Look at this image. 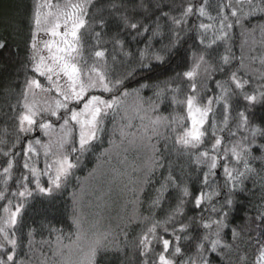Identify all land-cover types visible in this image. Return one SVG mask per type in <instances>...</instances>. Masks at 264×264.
<instances>
[{
    "label": "trees",
    "instance_id": "1",
    "mask_svg": "<svg viewBox=\"0 0 264 264\" xmlns=\"http://www.w3.org/2000/svg\"><path fill=\"white\" fill-rule=\"evenodd\" d=\"M35 2L36 0H0V39L6 40L7 43L6 48L0 50V149L12 150L15 159L12 180L8 181L7 185V199L1 200L0 203L2 208L9 200L13 207L24 204L15 230L17 248L12 264H31L36 261V258L31 261L35 253L43 257L46 264H51L50 255L46 256L55 243V233L50 234L49 231L53 227L62 229L64 236L70 237L64 240L65 243L74 238L76 228L73 222V196L81 181L95 169L108 149L114 124L111 118L106 121L99 140L81 156L78 167L73 170L64 187L54 191L52 195H47L39 193L35 184L29 183L28 187L32 189L31 196L22 199L12 195L22 191L19 184L21 174L28 175L27 170L22 166L19 167L16 160L25 139L22 138L21 144L13 148L17 137L15 117L18 108H13L12 105H15L19 98L26 76L32 75L26 65L29 63L28 43ZM201 2L202 0H95L89 10L92 31L101 34L100 47L106 50L111 79H121L123 83L118 87L128 92L140 87L139 81H144L148 86L144 91L145 98L150 99L152 103L155 101L160 108L159 114L170 118L174 111L185 114L179 106L172 104L171 97L176 95L179 99H183L186 95L192 94L190 89L192 82L183 74L189 71L201 56L204 57L202 64L206 68V80L201 81L203 78H196L195 83L196 94L201 93L204 100L207 98L215 100L220 96L221 90L217 87V82L239 92L230 81L234 71L243 79L251 81L245 91H251L258 85L264 84L258 75L246 70V65L250 63L261 73L264 72V66L260 65L258 59L253 62L251 58L254 56L247 59L242 54L241 41L236 39L241 37V34L237 33L238 28L247 25L249 19L255 15V19L261 22L260 34H256V42L257 40L264 42L261 31L264 29V13H255L243 20L242 24H236L232 18L233 27L227 29L228 36L209 47L210 40L206 35L205 42L200 43L202 30L198 25L201 21L207 23V19L195 12V7ZM189 3L195 6L193 14L181 25L173 23V17L182 19V13ZM132 23L137 24L138 27L131 28ZM145 28L147 31H144ZM95 39L94 36L86 38V53ZM259 45L262 50L259 47L258 51L260 55H264V44ZM156 55L162 56L163 61L156 60ZM225 55L230 57L228 64L222 60ZM240 57H243V69L240 68ZM133 78L141 80L133 82ZM171 89L179 91L173 93ZM161 91L162 102L156 96V93ZM116 94L120 95V92ZM104 95L110 96L108 93ZM124 99L125 97L122 100ZM229 102L232 105L229 127L235 131L233 123L237 119L236 112L243 110L246 102L238 96H231ZM219 103H214L215 115L210 117V120H216L218 113L222 111L223 102ZM248 115L252 124L264 128V105H257ZM220 135L227 142L230 139H239L247 133L241 131L236 137H230L228 130L224 129ZM174 136L175 134L168 130L155 140L157 165L143 193L142 220L125 229L117 245L100 251L96 264H142L145 257L140 255L142 248L139 246V239L141 234L156 221L160 222L157 227L158 236L173 240V232L181 236L180 246L184 250V256L176 257L178 262L193 257L197 264H200L199 257L202 256L207 264H255L260 247L257 239L264 230V164L259 159L252 160V167L256 171L243 178V185L233 193L229 194L226 190L227 195L233 199V204L231 206L225 204L223 207V210L228 212L227 217L224 218L228 226L222 230L221 240L231 247H218L213 252L210 248V240L215 237L210 236L209 241H203V236L208 230L202 227V218L207 220L210 216L217 219L221 217L206 211L208 205L196 207L194 203V197L201 190L208 191L209 187L202 183V172L206 169L198 168L193 163V157L185 154L184 150L174 143ZM261 145H264V137H257L253 146L254 156L260 157L264 152ZM22 155L20 153V157ZM8 159L9 157L0 152V172L7 166ZM170 176L174 179L170 180ZM185 187L191 193L188 197L183 196ZM0 191H5L2 177H0ZM223 193L224 190L221 195ZM178 207L181 214H177ZM1 216L0 208V219ZM170 216L174 218L169 222ZM182 224L188 226L185 232L179 231ZM165 227L168 229L167 233L163 230ZM232 229L238 233L235 239L233 236L229 237ZM33 230L35 231L30 237L29 232ZM29 240L32 241L31 247ZM46 241L48 243H45ZM201 242L205 244V251L198 254L197 245ZM152 246L156 252L162 247L156 241H153ZM6 247L11 250L10 246L6 245ZM4 257L5 253L0 251V258ZM148 259L151 264L155 259L154 254H149Z\"/></svg>",
    "mask_w": 264,
    "mask_h": 264
},
{
    "label": "snow or ice",
    "instance_id": "2",
    "mask_svg": "<svg viewBox=\"0 0 264 264\" xmlns=\"http://www.w3.org/2000/svg\"><path fill=\"white\" fill-rule=\"evenodd\" d=\"M93 3L94 0H36L34 4L28 43L29 63L26 65L32 75L26 76L19 98L16 104L12 105L13 108H18L15 117L17 137L13 148L21 144L22 137H32L23 141V147L17 153V155L23 154L22 167L27 170L28 175L21 174L19 184L22 191L12 195L23 198L31 196L32 189L28 187L29 183H34L39 193L47 195H52L54 190L64 187L73 170L78 167L81 156L90 150L95 141L99 140L100 134L104 131L105 120L109 115L115 116L117 110L121 108L123 104L121 96L129 95L127 90L118 87L123 83L121 79H111L106 50L100 47L101 34L92 31L89 9ZM208 6V0H202L198 7L189 3L182 13V19L175 17L172 19L173 23L181 25L186 22L188 16L193 14L195 7L196 14L212 21L211 23L201 21L198 25L202 30L201 44L205 42V35L212 33L209 47L228 36L226 29L233 27L232 18L236 24H242L243 20L255 13H264V0H221L216 6L217 16H213L208 11ZM100 24L103 25L102 20ZM130 27L135 29L138 25L132 23ZM144 31H147V28ZM261 31L264 35V29ZM91 36L96 39L86 53L85 41ZM6 46V40L0 39V50L5 49ZM141 55L143 56V53ZM155 59L163 61L160 55H156ZM251 59L253 62L258 59L260 65L264 66V55ZM222 60L228 64L230 57L225 55ZM203 62L204 57L201 56L199 61L183 74L192 82L190 85L192 94L186 95L183 99H179L176 95L171 97L172 104L179 106L185 114L174 111L171 118L162 114L149 115L150 112H156L157 105L149 103L148 108H144L145 102L139 101L135 111L137 114L140 112L144 114L139 115L141 125L138 131L142 133L141 138L151 141L153 136H162L170 130L175 134L174 143L183 149L185 154L193 157V163L198 168L206 169L202 172L203 185L211 188L216 184L214 179L216 170L222 169L225 178L224 187L231 194L243 185V178L256 171L250 161L259 159L264 164V152L260 157L253 155L256 138L264 137V128L252 124L248 115L257 105H264V84L258 85L251 91H245L251 81L243 79L234 71L230 81L239 92L217 82V87L221 90L220 96L215 100L213 98L204 100L196 94L197 84L195 83ZM240 68H244L243 57H240ZM259 79L264 81V72L259 75ZM118 91L120 95L116 94ZM171 91L176 93L179 90L171 89ZM105 93L110 96L105 98ZM136 95L139 96V93L137 92ZM162 95V91L156 93L161 102ZM231 96H238L246 102L244 109L236 112L235 131L229 127ZM221 101L223 102L220 121L222 126H218L214 119L210 120V117L215 115L214 103ZM124 113L121 119H127L128 123L119 126V135L121 142L128 140L132 144L136 142V133L127 131L133 127L132 117L127 115V109H124ZM224 129L228 130L230 137H236L241 131L247 135L225 142V138L218 135V132ZM116 131L114 129V135ZM37 132L42 133L46 139L35 136ZM260 147L264 149V145ZM153 148L155 149L154 145ZM0 152L9 157L6 161L7 166L0 172L5 186V191H0V200H6L7 185L8 181L12 180L15 159L12 150L0 149ZM41 163L43 167L40 166ZM41 177L47 178L48 186L41 184ZM169 179L174 178L170 176ZM220 194V186L217 185L212 191L201 190L194 197L196 207L206 204L208 205L206 211L221 217L217 219L210 216L207 220L202 218V227L208 230L203 236V241H209L210 236L215 237L210 240V248L213 252L218 247H231L229 244L222 243L221 232L228 226L224 219L228 215V212L223 210L224 204L230 206L232 200L227 198L220 207H217L212 201ZM190 195L188 188L185 187L183 196ZM22 207L21 204L13 207L9 200L8 206L3 208L5 216L0 219V251L5 253V257L0 258V264H12L15 260L17 248L15 230ZM177 214H181L179 207ZM173 218L170 216L169 222ZM74 224L77 228L76 240L69 244L63 242L70 237H65L62 229L53 227L49 230L50 234L55 233L54 255L60 257L57 264H96L99 252L106 248L105 242L109 234L104 233L98 236L85 250L78 245L82 235L79 218L74 220ZM159 225L160 222L156 221L141 234L140 255L145 257L142 264H149V254L155 256L151 264H197L193 257L177 261L176 257L184 256V250L180 246L181 236L175 232L172 233L174 240L158 236ZM187 227L182 224L179 231L185 232ZM163 230L165 233L168 232L167 227ZM34 231L29 232L30 237ZM237 235L236 230L232 229L233 239ZM153 241L162 246L160 251H155L152 246ZM257 243L260 247L256 264H264V230L261 231ZM6 245L10 246L11 250ZM31 245L32 241L29 240V246ZM204 251L205 244L201 242L197 245V252L199 254ZM74 256L78 259H73ZM199 259L200 264H207L202 256Z\"/></svg>",
    "mask_w": 264,
    "mask_h": 264
},
{
    "label": "rangeland",
    "instance_id": "3",
    "mask_svg": "<svg viewBox=\"0 0 264 264\" xmlns=\"http://www.w3.org/2000/svg\"><path fill=\"white\" fill-rule=\"evenodd\" d=\"M220 1L221 0H208V11L213 16H217L216 6ZM255 18L256 16L254 15L252 19H249L247 25H244L237 30V33L241 34V37L236 39L241 41L240 48L242 54H244L247 59L252 56H261L258 48L260 47L259 44H264V42L259 40L256 42V34H260L261 22L257 21ZM211 22L212 21L207 20V23ZM206 36L209 40L212 39L211 32L207 33ZM206 36L205 38H207ZM260 50H262L261 47ZM246 70L258 76L261 74L259 69L252 67L250 63L246 65ZM205 73L206 68L201 64L197 78H203L201 81L206 80ZM133 79V82L141 80ZM139 83L141 86L129 92V95L123 100L121 108L116 112L117 117L116 120L113 121V129L110 135V141H114V143H109L110 145L108 149L102 155L95 169L81 181L79 188L73 196V222L77 218H79L81 222L82 235L78 245L85 248V250L89 244L94 242L98 236L104 233L109 234L108 240L105 242L106 248L104 250L117 245L119 243V237L124 234V230L142 220L141 205L143 193L147 187L149 178L157 165L155 140L160 136H153L151 141H149L146 138H141L142 133L138 131L141 125L139 115H143L144 113H136L135 108L137 103L139 101L145 102L144 108H148L149 103H152L150 99H147L144 96V91L147 87L144 85V81H139ZM137 92L139 93V96L136 95ZM198 96L202 98L201 93H199ZM221 102L219 104H221ZM153 103H155V101H153ZM124 109H127V115L132 117L131 122L133 124V127L127 129V131L130 133H136V142L132 144H130L128 140L121 142V137L118 131L121 124L128 123L127 119H121L125 114ZM159 109L160 108L157 105L156 112H150L149 115H158ZM221 118L222 111L218 113L217 119L215 120L218 126H222L220 124ZM145 123H147V121H145ZM233 127L235 129V122L233 123ZM114 129L117 130L115 135L113 134ZM221 133L222 132H218V135ZM22 138L25 139L26 137ZM28 138L32 137L29 136ZM40 138L42 139L41 136ZM44 139L46 138L44 137ZM153 145L155 146V149L153 148ZM16 160L19 163V167L22 166L20 154L17 156ZM40 166L43 167V164L41 163ZM216 172H219L214 178L216 184L212 185L211 188H208L207 192L216 188V185L220 186L221 194L224 190L225 193H223V195L220 194L219 197H215L212 201L213 204L220 207L224 203V200L230 197L227 195V188L224 187L225 178L223 170L217 169ZM46 180V177H41V184L48 186ZM32 184L34 183H31V185ZM21 198L25 199L23 197ZM219 198L221 201L223 200L222 203L219 201ZM1 206L2 204L0 203L2 219L5 216V213ZM6 206H8V204ZM74 226L76 228L75 224ZM230 236H232L231 232L229 233V237ZM75 240L76 235L73 239L69 240V242H63L64 244H69L71 241ZM73 247H76V245H73ZM55 248L56 245L54 243L48 251L49 254L46 256L48 257L50 255L51 264H57V261L60 259V257L54 255ZM35 258L36 261H33ZM73 259H78V257L74 256ZM31 261H33L31 264H46L43 257L38 253H35L32 256Z\"/></svg>",
    "mask_w": 264,
    "mask_h": 264
}]
</instances>
